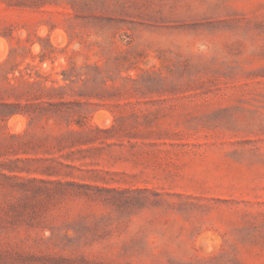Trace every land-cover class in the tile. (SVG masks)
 Segmentation results:
<instances>
[{"label":"rangeland","instance_id":"374dc122","mask_svg":"<svg viewBox=\"0 0 264 264\" xmlns=\"http://www.w3.org/2000/svg\"><path fill=\"white\" fill-rule=\"evenodd\" d=\"M0 45V264H264V0H0Z\"/></svg>","mask_w":264,"mask_h":264},{"label":"trees","instance_id":"16d2710c","mask_svg":"<svg viewBox=\"0 0 264 264\" xmlns=\"http://www.w3.org/2000/svg\"><path fill=\"white\" fill-rule=\"evenodd\" d=\"M66 184L73 187L72 188V191L73 192H76L75 187H78V188H86V187H89L88 184H81V183H76V182H72V181L67 182ZM98 189H100V188H98Z\"/></svg>","mask_w":264,"mask_h":264},{"label":"bare ground","instance_id":"6f19581e","mask_svg":"<svg viewBox=\"0 0 264 264\" xmlns=\"http://www.w3.org/2000/svg\"><path fill=\"white\" fill-rule=\"evenodd\" d=\"M2 42H3V40H2ZM4 44V43H3ZM1 46V45H0ZM16 126V125H15Z\"/></svg>","mask_w":264,"mask_h":264}]
</instances>
